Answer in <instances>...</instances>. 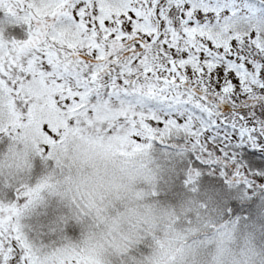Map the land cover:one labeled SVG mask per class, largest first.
<instances>
[{"label": "snow or ice", "instance_id": "6c2138e0", "mask_svg": "<svg viewBox=\"0 0 264 264\" xmlns=\"http://www.w3.org/2000/svg\"><path fill=\"white\" fill-rule=\"evenodd\" d=\"M0 186V264H264V0H0Z\"/></svg>", "mask_w": 264, "mask_h": 264}, {"label": "rangeland", "instance_id": "374dc122", "mask_svg": "<svg viewBox=\"0 0 264 264\" xmlns=\"http://www.w3.org/2000/svg\"><path fill=\"white\" fill-rule=\"evenodd\" d=\"M172 142H170L171 144ZM172 150H162L160 145L153 146V158L156 160L157 164L161 165L162 169L170 168L174 164H177V161L172 159L171 153ZM168 153L169 155H165ZM38 161L34 162L33 176L31 179H28L29 184L35 183L36 171ZM39 172L43 174V166L39 167ZM167 179V176H165ZM12 188H4L0 186V202H8V194L12 191ZM66 208L59 201L57 197H50L47 194H44V201L38 203L35 207V210H30L25 217L22 219L21 223L25 225V232L28 235L29 239L34 243L39 245H51L55 243L58 238L66 237L73 242L78 241L81 234V228L75 222H70L67 225H60L63 228V231H54L56 229L59 217L66 215Z\"/></svg>", "mask_w": 264, "mask_h": 264}, {"label": "clouds", "instance_id": "9594fccd", "mask_svg": "<svg viewBox=\"0 0 264 264\" xmlns=\"http://www.w3.org/2000/svg\"><path fill=\"white\" fill-rule=\"evenodd\" d=\"M83 150L87 151V145H84ZM66 163L72 164L71 174L73 175V177H77V176L89 177L95 171V169L93 167L89 166L87 163H78V162L73 161V160L66 161ZM68 171H69L68 168H65V175L68 174ZM66 203H67V201H65V204ZM35 207L33 208V210H35ZM66 210H67V212H66V215H67L68 209L66 208ZM77 225L80 226L81 231L87 232L89 229L93 232L98 231L94 226H92V221H90V220H85L83 222V224H77ZM101 227H103V226H101Z\"/></svg>", "mask_w": 264, "mask_h": 264}, {"label": "trees", "instance_id": "16d2710c", "mask_svg": "<svg viewBox=\"0 0 264 264\" xmlns=\"http://www.w3.org/2000/svg\"><path fill=\"white\" fill-rule=\"evenodd\" d=\"M169 144H170V142H169ZM155 145H160V144H155ZM160 147H161V149L162 150H165V149H167V150H172V148L169 146V145H160ZM173 159V158H172ZM174 160V159H173ZM8 202H11V201H13L14 199H15V192H14V190H12L9 194H8Z\"/></svg>", "mask_w": 264, "mask_h": 264}]
</instances>
